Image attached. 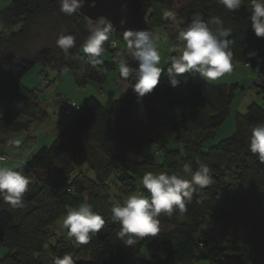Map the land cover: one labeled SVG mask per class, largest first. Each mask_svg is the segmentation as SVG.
Returning a JSON list of instances; mask_svg holds the SVG:
<instances>
[{
  "label": "trees",
  "instance_id": "1",
  "mask_svg": "<svg viewBox=\"0 0 264 264\" xmlns=\"http://www.w3.org/2000/svg\"><path fill=\"white\" fill-rule=\"evenodd\" d=\"M141 2L147 10L149 32L155 27L169 28L172 21L163 18L165 10L176 13L180 27L196 15L205 20L220 17L232 31L233 60L259 69L254 86L264 93V38L256 37L251 29L247 0L234 12L219 0ZM92 23L80 12L60 13L59 0H12L0 9L1 136L28 131L47 116L36 103V90L21 83L34 66L74 70L79 84L77 76L86 73L82 68L87 61L90 68L98 67L99 80L106 82L115 64L100 57L103 63L96 65L82 55ZM164 31L174 49L178 28ZM43 34L42 44L34 47L33 38ZM61 34L76 37L69 55L55 44ZM105 49L103 54L111 57L117 50L118 57L129 53L121 32L110 34ZM126 59L131 67L136 66L133 57ZM178 79L181 84L171 87L162 73L151 93L114 101L110 109L92 97L81 106L75 104L78 109L66 116L73 114L52 144L20 162L31 178L23 207L13 208L0 200V245L5 250L0 264H44L40 259L46 244L52 264L65 253L72 255L75 264H264V163L248 150L250 129L264 123V107L251 103L245 114L236 115L234 134L204 152L202 146L215 137L229 115L236 86L207 83L193 73ZM26 116L29 119L19 121ZM170 141L181 148L168 149ZM6 142L4 138L2 143ZM147 145L154 147L153 155L143 154ZM130 154L141 161L130 160ZM158 154L163 155L161 162L156 161ZM0 155L7 158L2 162L12 161ZM197 160L210 167L212 183L197 189L186 212L161 213L157 236L125 247L116 236L119 225L111 219L112 206L123 203L134 191H143L140 180L145 171L180 172L186 163L196 169ZM84 166L94 174L93 179L81 171ZM112 189L118 195L112 196ZM85 199L105 219L104 228L87 245L49 233L68 208ZM247 209L252 218L245 216ZM142 248L151 260L139 258Z\"/></svg>",
  "mask_w": 264,
  "mask_h": 264
},
{
  "label": "clouds",
  "instance_id": "2",
  "mask_svg": "<svg viewBox=\"0 0 264 264\" xmlns=\"http://www.w3.org/2000/svg\"><path fill=\"white\" fill-rule=\"evenodd\" d=\"M219 3L231 12L245 6V0H219ZM83 5L84 0H59V12L72 16ZM247 10L254 35L264 38V0H247ZM163 18L173 23L177 19L176 13L169 10L164 11ZM120 23L123 25L125 21L121 20ZM177 28V44L173 51L178 54L169 57L166 68L159 66L161 53L153 33L136 29L123 31V41L136 66L131 67L121 55L118 59L119 76L134 81L132 90L138 99L157 87L162 73L167 76L169 85L175 88L182 82L178 77L186 73H195L204 81H216L233 71L232 31L223 26L220 17L205 20L196 15L186 26L177 25ZM113 31L114 25L106 17L101 16L92 23L82 43V51L91 63H103L100 57ZM55 44L65 55H69V50L76 46V37L61 34ZM248 150L264 163V123H257L250 129ZM3 159L0 157V161ZM196 163V169L186 163L180 172L145 171L140 180L143 191H134L123 203L112 206L111 219L119 225L116 236L125 247L139 244L144 237L157 236L161 230V213L171 215L174 209L180 213L186 212L197 189H204L212 183L210 167L199 160ZM30 183L31 178L24 174L22 168L0 166V200L13 208L23 207L24 195ZM62 225L76 245H87L92 235L104 228L105 219L85 199L77 207L67 209ZM54 264H75V261L71 254L65 253L57 256Z\"/></svg>",
  "mask_w": 264,
  "mask_h": 264
},
{
  "label": "rangeland",
  "instance_id": "3",
  "mask_svg": "<svg viewBox=\"0 0 264 264\" xmlns=\"http://www.w3.org/2000/svg\"><path fill=\"white\" fill-rule=\"evenodd\" d=\"M11 1L12 0H0V9L8 6ZM179 24L180 22L176 20L175 23L171 22L169 28L166 27L164 30H175ZM164 30L163 27H155L151 31L157 39V47L161 53V62L159 66L162 68L166 67L169 63V57L174 52L173 47L169 42L168 35ZM44 35L45 34H43V36L33 38L34 47L37 48L40 44H42ZM120 54V50H117L113 57L104 54V60L112 61L116 67V69L108 75L106 82H101L99 80L100 72L98 67L90 68V66L87 65V61L85 66L82 68L83 70L85 69L84 71L86 73H82L77 76L79 84H76L75 82L76 72L74 70L68 69L58 72L56 69H52L50 67L43 68L40 65L34 66L22 78L21 83L22 86H25L30 90H36V103L39 104L41 109L46 112L47 118L41 121H35L31 126V129L28 131L12 136L15 138V144L7 151V154L10 156L12 161H14V159H17L19 162L24 161L30 150L35 148L36 143L34 138L39 135H45V147H49L52 144L56 136L68 125L71 117L73 116V114L70 117H64L63 115L67 102H72L81 106L88 98L92 97L97 99L105 109H110L114 101L129 99L136 96L132 90V86L129 85L128 82L119 78L118 56ZM82 55L86 57V54H84L83 51ZM125 58H132L130 52L126 53ZM232 63L233 71L231 73L226 74L224 77L216 81H205L211 84H224L227 86L234 85L236 87L230 104L229 115L223 125L217 130L215 137L202 146V150L204 152L207 151L208 148L216 145L219 141L234 134L236 115L245 114L247 107L251 103H256L259 106L264 107V93H258L257 88L254 86L259 69L247 68L242 63L234 60ZM41 69H44V71L40 72ZM193 75L204 81L197 74L193 73ZM102 93H104V96H102ZM179 111L180 108H176V113H179ZM2 112L3 110L0 109V115ZM27 119H29L27 116L21 117L19 121H25ZM180 148L181 146L175 141H170L168 144V149L179 150ZM154 153L155 149L152 145H147L143 151L144 155H153ZM162 159L163 155L158 154L156 161L161 162ZM22 165L23 163H20L19 168L22 167ZM81 171H84L87 177L91 179L94 178V174L87 170L85 166L81 168ZM111 193L112 196L118 195L114 189H112ZM125 199L126 198H124V200ZM64 216H62L56 225L49 230L50 234L55 233L58 238H69L67 236V230L62 225ZM245 216L252 218L250 209L245 211ZM51 241L53 243L55 242L52 239ZM49 243L51 244V242ZM48 245L49 244L45 245V252L40 259L44 264L53 263V260L49 257ZM4 254L5 250L0 245V256ZM138 256L141 259L151 260V255L144 248L141 249Z\"/></svg>",
  "mask_w": 264,
  "mask_h": 264
},
{
  "label": "water",
  "instance_id": "4",
  "mask_svg": "<svg viewBox=\"0 0 264 264\" xmlns=\"http://www.w3.org/2000/svg\"><path fill=\"white\" fill-rule=\"evenodd\" d=\"M79 12L92 21L106 17L113 23L115 32L123 33L126 29L149 31L147 10L141 0H84ZM121 20L125 21L123 25ZM133 83L130 81L129 85Z\"/></svg>",
  "mask_w": 264,
  "mask_h": 264
},
{
  "label": "crops",
  "instance_id": "5",
  "mask_svg": "<svg viewBox=\"0 0 264 264\" xmlns=\"http://www.w3.org/2000/svg\"><path fill=\"white\" fill-rule=\"evenodd\" d=\"M102 57H104V54L102 55ZM43 71H44V69H41L40 72H43ZM102 96H104V93H102ZM70 101H72V100H70ZM77 106H79V105H77ZM46 118H47V116H46ZM30 129H31V127H30ZM12 136L13 135H10L9 137H7V136L4 137V136H1L0 135V154H4V155L9 156L7 154V151H8L9 148L13 147L14 144H15V138H13ZM4 138H7V142L6 143H2V141L4 140ZM30 139H33V138H30ZM34 140H35V143H36L35 145L36 146H35L34 149H31L30 150V152L27 154L26 158L24 159V162L27 159H29L32 155H34L40 148H42L43 146H46L45 145L46 144L45 135H39L38 137H35ZM129 159L132 160V161H135V162H140L141 161V157L135 156L134 154H130L129 155ZM19 164H20V162L17 159H14V161H11L10 163H6V162L0 161V166H9V167L17 168L19 166Z\"/></svg>",
  "mask_w": 264,
  "mask_h": 264
},
{
  "label": "built area",
  "instance_id": "6",
  "mask_svg": "<svg viewBox=\"0 0 264 264\" xmlns=\"http://www.w3.org/2000/svg\"><path fill=\"white\" fill-rule=\"evenodd\" d=\"M112 46L115 47L116 46V43L115 42H112ZM77 109H78V107L74 103L67 102L66 103V107L64 109V116H67L69 113H71L72 111H75ZM0 157H4V156L0 155ZM6 160H7V158L4 157L3 161H6Z\"/></svg>",
  "mask_w": 264,
  "mask_h": 264
}]
</instances>
